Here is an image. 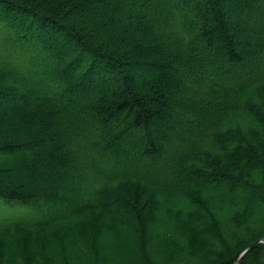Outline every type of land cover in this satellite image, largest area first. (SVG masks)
I'll return each mask as SVG.
<instances>
[{"label":"trees","instance_id":"trees-1","mask_svg":"<svg viewBox=\"0 0 264 264\" xmlns=\"http://www.w3.org/2000/svg\"><path fill=\"white\" fill-rule=\"evenodd\" d=\"M105 238L122 264L264 238V0H0V252Z\"/></svg>","mask_w":264,"mask_h":264},{"label":"rangeland","instance_id":"rangeland-1","mask_svg":"<svg viewBox=\"0 0 264 264\" xmlns=\"http://www.w3.org/2000/svg\"><path fill=\"white\" fill-rule=\"evenodd\" d=\"M19 171L20 170L15 171L16 172L15 175L18 176ZM15 175H12L13 179H17ZM9 179L12 180L11 178ZM110 242L111 239L109 240L108 238L107 239L105 238L103 241L100 240L97 242V248L99 250L101 249L105 250V251L104 250L101 251L100 254L98 255L90 252L88 255L86 252H84V254H80L79 250H76L77 248H75L73 250L70 249L68 254L60 258H58L55 255H52L51 257H49L50 259L47 260L40 259L37 256H36L37 259L29 260L30 259L29 255H25L26 257L22 259L18 258V256L11 257V255L9 256V254H6L5 251L2 249V252H0V264H122L119 263L117 259L119 257V253H112V249H110L112 243ZM114 254H116L117 256H114ZM96 257L101 258L103 261L101 262V259L96 260ZM107 259L112 260L110 261L111 263H108Z\"/></svg>","mask_w":264,"mask_h":264},{"label":"water","instance_id":"water-1","mask_svg":"<svg viewBox=\"0 0 264 264\" xmlns=\"http://www.w3.org/2000/svg\"><path fill=\"white\" fill-rule=\"evenodd\" d=\"M259 243H264V238H261V239H258L256 240L255 242H253L252 244H250L249 246H247L245 249H243V251L239 254L237 260L235 261L234 264H238L242 257L247 253L249 252L254 246H256L257 244Z\"/></svg>","mask_w":264,"mask_h":264}]
</instances>
